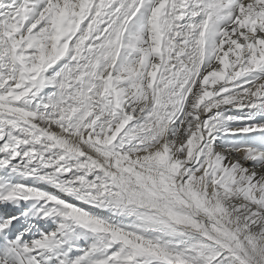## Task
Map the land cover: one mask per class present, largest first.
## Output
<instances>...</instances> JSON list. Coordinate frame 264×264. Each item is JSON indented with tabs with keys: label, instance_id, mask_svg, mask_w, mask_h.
<instances>
[{
	"label": "snow or ice",
	"instance_id": "6c2138e0",
	"mask_svg": "<svg viewBox=\"0 0 264 264\" xmlns=\"http://www.w3.org/2000/svg\"><path fill=\"white\" fill-rule=\"evenodd\" d=\"M0 264H264V0H0Z\"/></svg>",
	"mask_w": 264,
	"mask_h": 264
}]
</instances>
